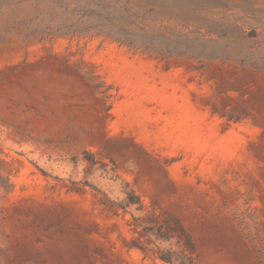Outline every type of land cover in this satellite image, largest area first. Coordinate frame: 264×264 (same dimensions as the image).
Returning a JSON list of instances; mask_svg holds the SVG:
<instances>
[{
  "label": "rangeland",
  "instance_id": "1",
  "mask_svg": "<svg viewBox=\"0 0 264 264\" xmlns=\"http://www.w3.org/2000/svg\"><path fill=\"white\" fill-rule=\"evenodd\" d=\"M168 251L264 264V0H0V264Z\"/></svg>",
  "mask_w": 264,
  "mask_h": 264
},
{
  "label": "trees",
  "instance_id": "2",
  "mask_svg": "<svg viewBox=\"0 0 264 264\" xmlns=\"http://www.w3.org/2000/svg\"><path fill=\"white\" fill-rule=\"evenodd\" d=\"M131 196H128V198L125 201V208H123L125 211L127 208H130L134 205H139L138 210L142 211L144 206L140 198L136 195V193L132 190L130 192ZM106 208L109 212L113 213L114 215L118 216L119 214V208L114 202H109V204L104 203ZM162 241H168L170 238L168 237H160L158 238ZM160 259L166 264H197L192 258L188 257L183 252H159Z\"/></svg>",
  "mask_w": 264,
  "mask_h": 264
}]
</instances>
